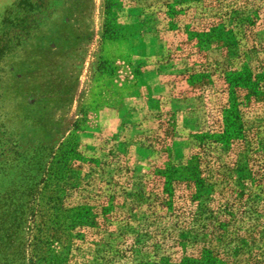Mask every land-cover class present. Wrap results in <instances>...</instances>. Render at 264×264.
Wrapping results in <instances>:
<instances>
[{"label": "trees", "instance_id": "trees-1", "mask_svg": "<svg viewBox=\"0 0 264 264\" xmlns=\"http://www.w3.org/2000/svg\"><path fill=\"white\" fill-rule=\"evenodd\" d=\"M210 1L203 28L178 24L186 10L173 0L139 21L159 36L180 33L193 51L185 54L195 60L182 77L202 111L214 92L223 96L189 133L187 154L172 158L167 126L152 149L165 161L132 178L128 189L113 178L121 164L84 157L75 132L47 153L46 165L41 153L11 168L0 145V176L9 183L0 185V264H80L73 260L83 245L88 264H264V41L253 31L260 25L264 38V19L243 5L223 9ZM111 3L105 0L106 8ZM43 4L14 0L10 21L20 23L18 14ZM0 29L1 55L11 39ZM24 229L28 259H8L6 248Z\"/></svg>", "mask_w": 264, "mask_h": 264}, {"label": "rangeland", "instance_id": "rangeland-1", "mask_svg": "<svg viewBox=\"0 0 264 264\" xmlns=\"http://www.w3.org/2000/svg\"><path fill=\"white\" fill-rule=\"evenodd\" d=\"M165 1L172 0H112L106 8L105 0H44L29 15L18 14L21 22L15 24L8 16L14 0H0V22L9 19L0 28H8L11 39L0 55V145L9 167L41 153L39 164L46 165L47 153L75 132L80 153L110 167L121 164L113 178L130 189L132 178L141 179L151 165L165 161L153 145L167 126L172 158L187 154L189 133L205 123V115H213L205 111L222 105L223 96L214 92L203 113L182 77L195 60L185 54L193 51L178 32L159 36L142 28L139 21L151 19L149 11ZM173 1L186 10L178 24L203 28L211 16L210 0ZM220 2L223 9L256 10L264 19V0ZM260 28L253 31L264 41ZM0 185L7 187L8 179L0 176ZM18 239L6 248L12 251L8 259L26 261L27 229ZM80 248L73 262L88 264V247Z\"/></svg>", "mask_w": 264, "mask_h": 264}]
</instances>
